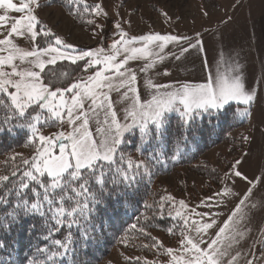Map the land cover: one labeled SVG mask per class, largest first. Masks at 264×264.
I'll use <instances>...</instances> for the list:
<instances>
[{
    "label": "snow or ice",
    "instance_id": "obj_1",
    "mask_svg": "<svg viewBox=\"0 0 264 264\" xmlns=\"http://www.w3.org/2000/svg\"><path fill=\"white\" fill-rule=\"evenodd\" d=\"M56 3L0 0V137L14 138L20 130L24 146L31 150L28 156L13 152L0 173V264H16L13 253L19 245L18 230L25 222L29 223L24 234L35 255L20 264H68L67 258L75 255L78 245H86L95 239L93 233L105 229L103 214L110 205L115 204L116 210L127 205L132 200L129 189L140 183L138 177H151L153 162L162 163V152H153L147 160L127 156L123 150L129 142L127 134L138 130L142 144L159 147L169 135L168 114L176 113L178 143L172 159L177 160L179 143L188 140L198 118L230 111L226 106L233 101L251 106L257 99L239 64L220 70L222 53L216 73H210L203 83H154L149 74L165 60L162 53L169 44L188 42L179 54H170L179 60L189 48L199 46L204 51L200 41L192 44L188 37L151 32L130 35L118 19L113 22L111 42L105 46L109 15L102 0L93 6L86 0H59L69 15L92 25L93 36L101 37V46L80 50L41 19L39 13ZM65 62L79 72L60 70L58 66ZM136 62L139 67L132 66ZM141 74L148 99L141 98ZM164 74L169 73L165 70ZM236 114L247 117L250 107L237 108ZM241 163L242 159L231 163L219 178L220 191L196 205L226 207L238 196L231 186L235 178L247 181L250 187L222 223L218 224L221 212H198L168 193L145 203L151 215L141 214L144 222L138 217L129 231L150 238L143 247L167 256L163 264H264V249L256 256L240 247L252 231L254 213L264 212V197L252 199L253 189L264 178L248 180L239 170ZM156 219L173 222L166 231L169 235L179 231L178 247L165 246L151 235V221ZM128 238L126 233L122 242ZM258 242L264 244V227ZM125 259L161 264L141 257ZM71 264H76L74 259Z\"/></svg>",
    "mask_w": 264,
    "mask_h": 264
},
{
    "label": "rangeland",
    "instance_id": "obj_2",
    "mask_svg": "<svg viewBox=\"0 0 264 264\" xmlns=\"http://www.w3.org/2000/svg\"><path fill=\"white\" fill-rule=\"evenodd\" d=\"M94 5L100 3L101 0H89ZM18 2V0H17ZM245 0H217L215 6L205 2L204 0H102L105 10L108 12L109 19L105 23L104 34H103V45H107L111 42L113 37V22L116 20H121L123 22V28L130 35H141L145 33H160V34H172L181 37H191L192 39L202 38L200 44L204 49L213 51V54L206 55V59L213 61V70L217 68V63L220 60V54H223L225 65L222 71H226L230 65L239 64V62H251L254 61V55L250 46L252 45L251 39L244 41L242 38L229 40L228 31L229 29L236 28V31L244 32L248 29V25L244 23L246 19L245 9L247 10V3L241 5ZM122 5V6H120ZM93 6V5H90ZM220 6V8H219ZM219 9V10H218ZM241 9V11L236 15V10ZM117 11L119 16H117ZM167 13V17L163 15ZM10 15H19L18 13H11ZM41 19L46 22L56 34L64 38L68 43L75 45L80 50H86L91 48H96L101 46V37L93 36V29L86 30L77 27L72 18L66 13L62 6L54 5L52 8H46L39 13ZM232 27H229V20L233 19ZM98 23H104L103 20L97 21ZM130 22V23H129ZM219 23V24H218ZM211 29H214L211 33ZM185 41H181V45L170 44L171 48L174 50L172 52L179 54L180 47ZM21 43H23L21 41ZM192 42V44H196ZM175 46V47H174ZM246 47V52L244 53ZM249 48V51H248ZM218 50L219 52H216ZM243 54L244 57H243ZM195 57L191 55L189 58L188 54L182 55V64L176 62L177 69L194 70L198 67ZM189 58L188 62L187 59ZM175 57L171 55L169 60H174ZM167 59H165L161 64H165ZM234 62V63H233ZM233 63V64H232ZM184 70V71H185ZM207 71V68H206ZM243 109V108H242ZM168 115H176V113H170ZM233 118L236 124L239 123V115L233 114ZM236 129V128H235ZM245 127H237L236 130L232 132L233 138H238L241 142L242 137L245 136ZM227 144H215L212 149L208 150L206 153L202 154L196 160L198 166L203 164L204 167L209 169L222 170L228 162L232 161L234 154L230 155L227 153L229 150ZM30 149L23 148L15 152L24 153L25 156L30 154ZM227 153V154H226ZM11 155V154H10ZM8 155V156H10ZM6 156H0V172L2 168V163L4 162ZM216 170V171H218ZM177 174H171L169 176L159 178L164 186V190L168 191L171 195L176 197L177 200L183 199L189 205L190 208H196V205L205 198L197 200L198 193L203 184V178L190 175L189 181H194L193 186L197 185V192L193 194L196 200L185 199L178 195L175 190ZM215 203V201H211ZM198 212H215V207L209 209L206 207L196 208ZM222 213L218 218V224L222 223L229 213V209L226 211H219ZM252 231L249 236L241 243L240 247L244 251L251 250L256 256L260 255L262 249H264V244L258 242V237L260 236V229L264 227V224L258 222L257 215L251 223ZM157 237L163 242L165 246H170L173 248L178 247V240L169 241L162 234L153 232L151 234ZM143 241H137L134 243H124L120 246L114 247L108 256L97 264H136L134 259L126 260L128 258H147L149 260H159L161 264L167 261L168 257L164 255H157L151 248H146L142 250ZM142 264V262H141ZM243 264V261H241Z\"/></svg>",
    "mask_w": 264,
    "mask_h": 264
},
{
    "label": "trees",
    "instance_id": "obj_3",
    "mask_svg": "<svg viewBox=\"0 0 264 264\" xmlns=\"http://www.w3.org/2000/svg\"><path fill=\"white\" fill-rule=\"evenodd\" d=\"M204 1L207 2L208 5H217V0ZM86 3L88 5H94L89 0H86ZM55 5L61 6L59 0H57ZM62 8L69 15V10L64 6H62ZM69 16L77 27L86 30L93 29L92 25L76 19L71 15ZM87 18L88 17L85 16V20ZM58 68H60V70L67 69V71L74 75L79 72V69H76L75 66L69 65L67 62H65L63 66H58ZM226 108H230L231 110L227 112L221 110L222 114L220 115H204L198 118V126L195 128L194 132L189 135L188 140L179 143V159L177 160L172 159L173 155L176 154L178 143L176 130L179 117L177 114L169 115L171 122L169 126V135L166 143L159 147H150L149 145L142 144L138 130H136L135 134H127L129 142L123 146L124 153L127 156H131L134 160H147L153 155V152H162V163L153 162V175L151 177L144 176L142 179L138 177L140 183L138 185L134 184L133 187L129 189V194L132 197V200L127 205L120 207L118 210H116L115 204L110 205L108 210L103 214V218L107 223L105 229L102 232L97 231L93 233L95 239L88 241L86 245L83 243L78 245L75 255H70L67 258L68 264H71L73 259L76 264H97L108 256L111 250L116 246H120L124 243H134L139 240L143 241L144 244L150 243V238H146L135 232H130L129 229L133 223H137L138 217H141V223L144 222L141 214L146 213L151 215V211L145 208V203L151 204L154 200H158L160 196L167 194L168 191L164 190V186L159 179L161 177L169 176L173 173L177 174L175 190L178 195H181V197L188 200H199L203 197H209L217 192L221 185L219 178L223 176L224 172H226L230 164L237 159L244 148V140L242 139L240 142L238 138H233L232 132L236 130L237 127H245L248 124L247 117L239 119L238 124L235 123L237 121H234L233 114H236L237 108L242 109L241 105L230 103ZM24 143V133L20 130H17L14 138H10L7 134L0 137V156H6L2 163L0 173L5 171V161L7 160L8 155L19 149L27 148L24 146ZM215 144H227L230 147L227 153L229 155L231 153L234 154L232 161L228 162L220 171L216 168L209 169L204 167L203 165L206 164L202 165V163L198 166V164L195 163L197 158L212 149ZM190 175L203 178L204 180L196 199L193 194L197 192V185L195 188V186H193L194 181H189L188 176L190 177ZM165 216H167V206L165 207ZM28 223L29 222H25L24 228L18 230L17 239H19V245L13 253V259L16 260V264H20L25 257L32 258L35 255L34 249L29 248V238L24 234V230L28 227ZM171 223L173 222L167 219H156L151 221L152 226L149 228V231L151 234L153 232L160 233L169 241L180 239L178 230L174 235H169L166 231ZM126 233L129 238L126 242H122ZM58 238L63 237L58 234ZM39 243L43 246L44 241L41 240ZM34 244L35 242H33V245ZM140 249L145 250L146 248L142 247ZM0 258L3 257L0 256Z\"/></svg>",
    "mask_w": 264,
    "mask_h": 264
},
{
    "label": "crops",
    "instance_id": "obj_4",
    "mask_svg": "<svg viewBox=\"0 0 264 264\" xmlns=\"http://www.w3.org/2000/svg\"><path fill=\"white\" fill-rule=\"evenodd\" d=\"M247 3V10L245 9L246 19L244 23L248 25V29L244 32L236 31V28L229 29L228 38L229 40L233 39H243L246 41L247 39H251L252 45L250 49L254 55V61L251 62H239V66L242 69L243 75L245 77V81L247 86L250 88H254L257 92V99L252 103L251 106L241 105L244 109L245 107H250V115L247 116L248 124L245 126V136L249 139L247 141L244 140V148L237 157V159H242L241 165H239V170L248 177V180L255 181L257 177L264 178V0H245L240 6L242 9L243 4ZM220 8V6H219ZM239 10V12L241 11ZM219 10V9H218ZM238 9L235 12V17L239 13ZM239 16V14H238ZM229 20V27L234 26L233 20ZM219 24V23H218ZM214 29H211V33ZM189 38V37H188ZM196 40H202V38L192 39L189 38V41L195 42ZM181 45V44H180ZM183 47H188V42L185 41L182 44ZM175 47V46H174ZM204 49V48H203ZM174 51L170 44L166 47L165 52L162 53L166 56L168 62L164 65L159 63L156 68L149 74L153 79L154 83L159 84H179V83H203L206 81L208 75L215 74L216 69L213 70V61L210 59H206V55L213 54V51H209L208 49H204V51L199 50V46L197 48H189V51L185 54L196 56L195 61L198 63V67L194 70H185L188 65L183 67V69H177L176 62L182 64V56L179 60H169L171 58V53ZM249 51V48H248ZM216 52H219L216 50ZM246 52V47L244 53ZM245 54H243L244 57ZM187 59V62L189 60ZM234 63V62H233ZM232 63V64H233ZM133 67H139L140 63L136 62L132 64ZM207 68V71H206ZM225 65L221 67L224 69ZM220 69V70H221ZM167 70L169 73L165 75L164 72ZM185 70V71H184ZM222 71V70H221ZM159 73V74H157ZM144 75H140V94L142 99H148L149 92L145 87L144 83ZM231 104H236L234 101L230 102ZM228 170V169H227ZM226 170V171H227ZM233 187L234 192L238 193V196L233 197L230 202H227V206H221L216 208L218 211H226L234 207V205L238 202L239 198L243 196V194L250 187L247 181L242 180L240 178H235V184L231 185ZM221 185L219 189L220 191ZM254 195L252 199L254 201H258L261 197H264V183H259L253 189ZM216 193V192H215ZM213 196V194L211 195ZM209 196V197H211ZM216 200L219 197L215 198ZM215 201V200H214ZM257 215L258 222L264 224V212L256 211L254 213V218Z\"/></svg>",
    "mask_w": 264,
    "mask_h": 264
}]
</instances>
